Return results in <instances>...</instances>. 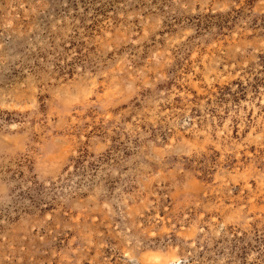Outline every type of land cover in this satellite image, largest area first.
Masks as SVG:
<instances>
[{"label": "rangeland", "instance_id": "374dc122", "mask_svg": "<svg viewBox=\"0 0 264 264\" xmlns=\"http://www.w3.org/2000/svg\"><path fill=\"white\" fill-rule=\"evenodd\" d=\"M0 264H264V0H0Z\"/></svg>", "mask_w": 264, "mask_h": 264}]
</instances>
